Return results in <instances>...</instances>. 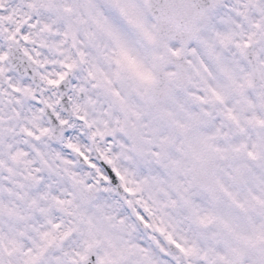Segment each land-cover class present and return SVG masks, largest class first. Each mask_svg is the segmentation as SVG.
I'll list each match as a JSON object with an SVG mask.
<instances>
[{
  "label": "snow or ice",
  "instance_id": "1",
  "mask_svg": "<svg viewBox=\"0 0 264 264\" xmlns=\"http://www.w3.org/2000/svg\"><path fill=\"white\" fill-rule=\"evenodd\" d=\"M0 264H264V0H0Z\"/></svg>",
  "mask_w": 264,
  "mask_h": 264
}]
</instances>
